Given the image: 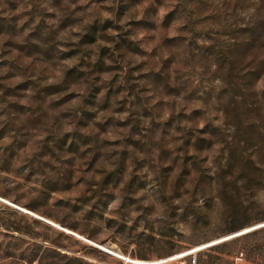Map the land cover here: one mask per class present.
I'll return each mask as SVG.
<instances>
[{"label":"rangeland","instance_id":"obj_1","mask_svg":"<svg viewBox=\"0 0 264 264\" xmlns=\"http://www.w3.org/2000/svg\"><path fill=\"white\" fill-rule=\"evenodd\" d=\"M193 247L264 264V0H0V264Z\"/></svg>","mask_w":264,"mask_h":264},{"label":"built area","instance_id":"obj_2","mask_svg":"<svg viewBox=\"0 0 264 264\" xmlns=\"http://www.w3.org/2000/svg\"><path fill=\"white\" fill-rule=\"evenodd\" d=\"M198 247V246H197ZM205 246L204 248H206ZM203 249V248H202ZM202 249H196V247H193L187 251H183L181 253H176L173 255H170L168 257L151 260V261H142L141 263H136L131 259H125L133 264H167L171 261L177 260L179 263L183 264L185 261V258L188 260L189 264H196L197 262V253ZM234 264H243L244 261V254L242 251L235 254L233 257Z\"/></svg>","mask_w":264,"mask_h":264},{"label":"bare ground","instance_id":"obj_3","mask_svg":"<svg viewBox=\"0 0 264 264\" xmlns=\"http://www.w3.org/2000/svg\"><path fill=\"white\" fill-rule=\"evenodd\" d=\"M96 246H98V245H96ZM103 249V248H102ZM103 250H106V252H108V253H110V254H114L113 252H111L110 250H107V249H103ZM120 258H122V259H131V258H129V257H124V256H122V257H120ZM131 260H133L134 262H136V263H140V261H138V260H135V259H131Z\"/></svg>","mask_w":264,"mask_h":264},{"label":"trees","instance_id":"obj_4","mask_svg":"<svg viewBox=\"0 0 264 264\" xmlns=\"http://www.w3.org/2000/svg\"><path fill=\"white\" fill-rule=\"evenodd\" d=\"M137 256H140V257H145V255H141V254H137Z\"/></svg>","mask_w":264,"mask_h":264},{"label":"water","instance_id":"obj_5","mask_svg":"<svg viewBox=\"0 0 264 264\" xmlns=\"http://www.w3.org/2000/svg\"><path fill=\"white\" fill-rule=\"evenodd\" d=\"M102 249V248H101ZM103 250V249H102Z\"/></svg>","mask_w":264,"mask_h":264}]
</instances>
